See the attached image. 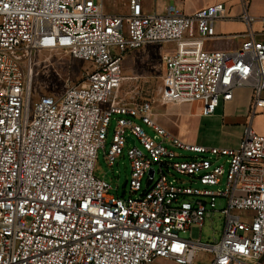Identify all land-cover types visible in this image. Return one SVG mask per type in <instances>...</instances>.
Listing matches in <instances>:
<instances>
[{"label": "built area", "instance_id": "2783aa9c", "mask_svg": "<svg viewBox=\"0 0 264 264\" xmlns=\"http://www.w3.org/2000/svg\"><path fill=\"white\" fill-rule=\"evenodd\" d=\"M242 1L245 40L208 51L224 3L187 15L175 4L157 12L127 0L125 14H110L104 0H0V264H264V135L249 124L238 147L188 143L156 121V102L118 97L125 56L165 44L161 104L200 102L211 115L249 88L251 117L264 112V42ZM43 50L88 65L82 82L33 101ZM115 114L106 157L112 166L130 145L129 198L95 174ZM224 175V188L213 189ZM219 197L221 237H183L214 215Z\"/></svg>", "mask_w": 264, "mask_h": 264}, {"label": "rangeland", "instance_id": "374dc122", "mask_svg": "<svg viewBox=\"0 0 264 264\" xmlns=\"http://www.w3.org/2000/svg\"><path fill=\"white\" fill-rule=\"evenodd\" d=\"M148 8H151V0H144ZM105 11L110 14H125L127 12V0H104ZM167 45L153 44L135 50L125 56L123 60L124 80L119 91L120 100L134 101L150 99L155 108L165 114V117L177 121L175 135L188 143H195L208 147H237L243 133L242 126L227 124L223 120V103L221 102L216 114L199 115L202 104L200 102L185 104H168L163 106L157 95L162 88L164 74L163 56ZM31 82L34 90L33 101L37 96L50 94L60 96L68 84H77L84 79V66L87 63L73 59L67 52L43 50L36 54L34 59ZM157 109V110H158ZM155 109V117H157ZM227 111V110H226ZM163 115V114H161ZM118 115H114L109 126L106 149L100 148L95 166L96 176L105 179L112 185V194L121 196L123 184L131 177V159L128 156L129 144H126L123 154L118 157L114 165H110L106 152L110 149L114 131L117 125ZM140 122V121H139ZM143 124L142 122H140ZM147 133L154 136L156 132L146 124H143ZM131 143V142H130ZM140 144V143H139ZM184 155H193L188 151H181ZM218 163L225 164V158ZM227 166V165H226ZM186 183L189 177L178 175ZM226 175L219 186L213 189H223ZM194 186H201L194 184ZM127 198L130 196V185L127 184ZM136 196V195H135ZM226 207V198L219 197L216 202L217 211L212 217L206 218L202 227L188 229L182 232L185 238L200 239L202 243L213 242L214 238H220L224 228L225 216L221 210ZM200 256L209 257V254L201 253ZM155 264H174L172 261L159 259Z\"/></svg>", "mask_w": 264, "mask_h": 264}, {"label": "crops", "instance_id": "0c3cea01", "mask_svg": "<svg viewBox=\"0 0 264 264\" xmlns=\"http://www.w3.org/2000/svg\"><path fill=\"white\" fill-rule=\"evenodd\" d=\"M218 3L225 4V17L216 21V35L206 39L205 49L208 51H234L245 40L249 29V25L241 18L244 11L242 0H151V11L163 12L167 5L175 4L179 6L185 14L193 15L202 8ZM248 12L255 17L251 25L252 31L259 40L264 42V0H249ZM251 95L252 91L249 88H241L235 91L232 100L222 102L223 120L227 124H238L242 126L243 133L246 126L250 124L256 133L264 135V112L258 113L252 117L250 115ZM160 107L161 106H158L155 109L157 110ZM201 110L199 115H202ZM159 111L158 109L156 114L157 117H155L156 121L175 135L174 131L177 121L165 117V114Z\"/></svg>", "mask_w": 264, "mask_h": 264}, {"label": "water", "instance_id": "95a60500", "mask_svg": "<svg viewBox=\"0 0 264 264\" xmlns=\"http://www.w3.org/2000/svg\"><path fill=\"white\" fill-rule=\"evenodd\" d=\"M151 174H153V170L151 171ZM126 185H127V181H125V183L123 184V190H122L121 196L125 195Z\"/></svg>", "mask_w": 264, "mask_h": 264}, {"label": "bare ground", "instance_id": "6f19581e", "mask_svg": "<svg viewBox=\"0 0 264 264\" xmlns=\"http://www.w3.org/2000/svg\"><path fill=\"white\" fill-rule=\"evenodd\" d=\"M159 95V94H158Z\"/></svg>", "mask_w": 264, "mask_h": 264}]
</instances>
